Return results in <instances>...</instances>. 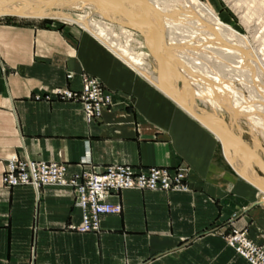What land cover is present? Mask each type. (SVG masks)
I'll list each match as a JSON object with an SVG mask.
<instances>
[{"label": "crops", "instance_id": "1", "mask_svg": "<svg viewBox=\"0 0 264 264\" xmlns=\"http://www.w3.org/2000/svg\"><path fill=\"white\" fill-rule=\"evenodd\" d=\"M68 23L77 26L0 21V264H249L221 235L230 222L264 246V190L232 168L258 180L245 159L153 86L141 33L95 15ZM82 73L112 92L91 122L79 102L55 95L80 89ZM13 159L61 162L68 178L110 165L183 166L190 189L112 193L121 212L80 232L72 187L7 186Z\"/></svg>", "mask_w": 264, "mask_h": 264}, {"label": "bare ground", "instance_id": "2", "mask_svg": "<svg viewBox=\"0 0 264 264\" xmlns=\"http://www.w3.org/2000/svg\"><path fill=\"white\" fill-rule=\"evenodd\" d=\"M202 4L195 0H146V7H143L139 0H0V9L3 11L14 9L17 12L30 10L45 14L53 8L70 10L73 7L88 6L101 12L100 17L122 26L130 25L139 33L146 28L151 39L155 33L157 34V39L165 52L167 62L160 63L179 68L194 88L197 87L194 77L198 71L219 87H233L230 78L220 71L221 69L211 68L214 66L211 64H208L211 67L207 66V60L211 61L212 58L223 61L227 64L226 68L234 70L231 69L230 72L240 73L241 82L243 80L241 85L252 86L249 88L255 89L252 99L241 98L240 106L244 109L246 121L254 126H257V123L264 124V60L259 58L257 49L254 52L251 50V43L245 35L222 23L220 19L216 20L211 10ZM247 18H249L247 15L243 16L246 23L249 20ZM222 68L224 70L223 66ZM257 141L255 140V145L264 153V149L258 144L260 141ZM263 200L264 197L261 201Z\"/></svg>", "mask_w": 264, "mask_h": 264}, {"label": "rangeland", "instance_id": "3", "mask_svg": "<svg viewBox=\"0 0 264 264\" xmlns=\"http://www.w3.org/2000/svg\"><path fill=\"white\" fill-rule=\"evenodd\" d=\"M195 1L198 4L203 3L202 5L206 6L209 11L211 10L216 20L220 19L219 21H221L222 23L229 25L231 28H233L240 34L245 35L251 43V50L253 49L252 51L254 52L257 49L259 58L261 60H264V5L261 4H264V0ZM171 3L173 2L171 1ZM261 6L263 7L261 8ZM29 11L17 12L14 9H10L9 11H3L2 9H0V21L32 22L46 20L62 23L64 25L77 26L74 23L68 22L80 23L82 25V20L86 19L89 16H101V12H99L97 9L95 10L88 6L73 7V9L70 10L69 8H53L51 11H49V13L45 14L34 13L32 11ZM242 15H247L249 17L247 18L249 19L247 20V23L243 20ZM132 45L135 50H139V47L135 43H132ZM154 58H156L157 60ZM161 61H163L164 63L165 61L167 62L166 55H160L149 51L146 61L145 74L155 85H153L152 83L151 84L155 87L158 86L163 92H165L168 97L171 98L173 102H175L173 98L176 97L180 99L186 106L192 108L194 111L204 116L206 118V121L197 118L198 121L204 124L208 128V130H210V132L216 137V139L220 140L222 143L228 146L231 153V158H234L235 156L244 158L247 165V169L251 167L249 176H255L257 177L259 182L263 183L264 153L263 150L259 149L255 145V140L260 141L258 142V144L262 149H264V124H258L257 122H255L257 123V126H254L251 123L249 125L246 121L244 109L240 106L242 99H252L251 96L255 95L253 94L255 93V89L249 88L252 86L241 85L243 84V80L241 82L239 72H230L232 68H226L227 64L225 62L217 61L213 58L211 61L207 60V66L211 67L212 65H214L211 68H216L218 70L221 69L220 71L224 72V74L230 78V83H232L231 85H233V87H219L217 84H213V82L205 74L200 75V72L198 71L196 75L197 77H194V80H196L197 82V87L194 88L192 84L187 79H185L183 72L179 68H176L172 65L161 64ZM208 64H211V66H209ZM215 65L217 66L215 67ZM221 65L224 67V70ZM232 71L234 70L232 69ZM202 76L207 80L204 79ZM203 80L205 83L203 82ZM243 86L246 87L244 88ZM106 89L108 88L106 87ZM211 89L212 91H210ZM200 92H202L203 94H201ZM249 92H251L252 94H248ZM208 98H210V100ZM227 100L228 102L230 101V104L228 102H225ZM242 138L245 142V146L239 143V140H241ZM232 147L236 149L237 154L232 150ZM186 183L188 184L187 180ZM189 189L190 188L188 185L187 190L181 191H188ZM229 226L233 225H230L229 222ZM223 239L228 245L226 239L224 237ZM248 263L251 264L250 262Z\"/></svg>", "mask_w": 264, "mask_h": 264}, {"label": "built area", "instance_id": "4", "mask_svg": "<svg viewBox=\"0 0 264 264\" xmlns=\"http://www.w3.org/2000/svg\"><path fill=\"white\" fill-rule=\"evenodd\" d=\"M68 74L67 77H71ZM81 88L72 90L64 87L55 89L61 100L81 104L85 120L91 122L101 117L112 105V92L96 76L81 74ZM38 98V96H37ZM49 98V96H45ZM66 166L56 161L9 160L2 173V182L7 186L29 184L35 188L42 185H67L72 187L75 206L80 209L81 221L72 228L80 231H99L100 217L119 214L121 205L111 203L108 197L123 189H150L163 191L187 190L188 169L151 166L134 170L129 165H110L100 171L83 170L66 177ZM231 225V223H230ZM229 246L251 264H264V246L255 243L246 230L229 226L221 232Z\"/></svg>", "mask_w": 264, "mask_h": 264}, {"label": "water", "instance_id": "5", "mask_svg": "<svg viewBox=\"0 0 264 264\" xmlns=\"http://www.w3.org/2000/svg\"><path fill=\"white\" fill-rule=\"evenodd\" d=\"M142 4L143 7H146V0H139ZM146 16V15H145ZM127 26H130V25H127ZM131 28V26H130ZM135 29V28H134ZM136 30V29H135ZM142 36H143V39L145 41V44H146V47L153 53H156V54H160V55H165V52L163 50V48L161 47L160 43H159V40L157 39V34L155 33V35L152 37V39L149 37V34H148V31L146 28H144L142 31ZM151 39V40H150ZM173 100L181 107L183 108L186 112H188L189 114H191L192 116L196 117V118H199V119H202L204 121H206V118L202 115H200L199 113H197L196 111H194L192 108L186 106L180 99L178 98H173ZM212 123V122H211ZM224 129V128H223ZM239 143L243 146H245V142L243 140V138L241 140H239ZM232 150L236 153V149L234 147H232ZM233 152V153H234ZM237 154V153H236ZM238 174L241 178L247 180L251 185H253L254 187L258 188V189H261V190H264V183H261L259 182L258 180H255V179H251V178H248L246 175H245V172L243 173H240L236 168L232 167ZM264 174V172H263Z\"/></svg>", "mask_w": 264, "mask_h": 264}]
</instances>
